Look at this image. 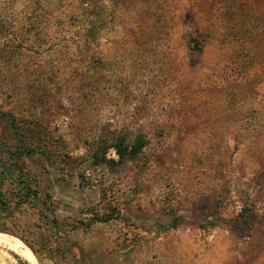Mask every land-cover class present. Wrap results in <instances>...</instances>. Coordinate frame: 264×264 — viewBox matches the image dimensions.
I'll return each instance as SVG.
<instances>
[{
    "label": "rangeland",
    "instance_id": "374dc122",
    "mask_svg": "<svg viewBox=\"0 0 264 264\" xmlns=\"http://www.w3.org/2000/svg\"><path fill=\"white\" fill-rule=\"evenodd\" d=\"M0 233L38 264H264V0H0Z\"/></svg>",
    "mask_w": 264,
    "mask_h": 264
},
{
    "label": "bare ground",
    "instance_id": "6f19581e",
    "mask_svg": "<svg viewBox=\"0 0 264 264\" xmlns=\"http://www.w3.org/2000/svg\"><path fill=\"white\" fill-rule=\"evenodd\" d=\"M0 247L19 255L29 264H38L34 253L23 242L13 236L0 233Z\"/></svg>",
    "mask_w": 264,
    "mask_h": 264
},
{
    "label": "trees",
    "instance_id": "16d2710c",
    "mask_svg": "<svg viewBox=\"0 0 264 264\" xmlns=\"http://www.w3.org/2000/svg\"><path fill=\"white\" fill-rule=\"evenodd\" d=\"M145 145L144 138L140 137L134 144L128 145L126 144L124 139H119L115 145L114 148L116 150V154L119 157L120 161H123L127 158H133L137 154L141 152ZM185 219L180 218L175 220L171 223V227L175 228L178 224L183 222Z\"/></svg>",
    "mask_w": 264,
    "mask_h": 264
}]
</instances>
